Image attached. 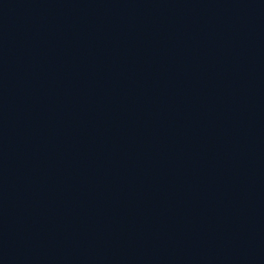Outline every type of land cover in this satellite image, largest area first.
Masks as SVG:
<instances>
[{
    "label": "water",
    "instance_id": "1",
    "mask_svg": "<svg viewBox=\"0 0 264 264\" xmlns=\"http://www.w3.org/2000/svg\"><path fill=\"white\" fill-rule=\"evenodd\" d=\"M0 264H264V0H115L0 168Z\"/></svg>",
    "mask_w": 264,
    "mask_h": 264
}]
</instances>
